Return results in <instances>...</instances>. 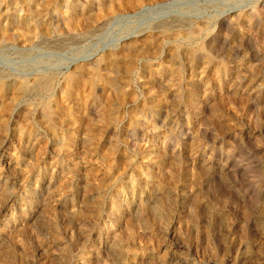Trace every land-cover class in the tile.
I'll return each mask as SVG.
<instances>
[{"label": "rangeland", "instance_id": "obj_1", "mask_svg": "<svg viewBox=\"0 0 264 264\" xmlns=\"http://www.w3.org/2000/svg\"><path fill=\"white\" fill-rule=\"evenodd\" d=\"M105 3L0 0V75L31 84L0 105V264H264V0ZM171 21L127 77L104 68ZM70 64L111 81L60 117Z\"/></svg>", "mask_w": 264, "mask_h": 264}, {"label": "bare ground", "instance_id": "obj_2", "mask_svg": "<svg viewBox=\"0 0 264 264\" xmlns=\"http://www.w3.org/2000/svg\"><path fill=\"white\" fill-rule=\"evenodd\" d=\"M209 1V0H208ZM144 2H147V0H106L105 6H104V10L100 11L98 16H102L101 14H115L116 12H118V10L125 6L126 4L130 5L131 7H138L140 5H142ZM197 2V1H196ZM218 3V2H217ZM186 5V4H185ZM213 6V5H212ZM222 6V5H221ZM264 6V5H263ZM75 8H72L70 11L69 9L66 10L65 12V26L71 29H76L79 27H82L86 24V21L88 20V17L86 15V13L83 12H79V11H75ZM161 9V8H160ZM197 17V16H196ZM168 21V20H167ZM172 21H175L172 20ZM167 22L164 24H160V26H162L161 28H157V29H151L152 31H148L149 33L144 37V39H141L143 42H141V48L137 46L138 42H131L132 44V48L125 46L123 47V49L119 52H116L114 50H111L107 53H105L102 56V61L104 62L105 67L107 68L109 71L113 72V67H115L119 72V77L122 76L123 78L126 76H128V74L133 70V68L135 67L136 64V57L140 56V55H153L155 53H157L159 51V46L158 45H154L153 43V39L155 38L153 33L155 31H159L158 33L167 35V34H172L173 36H179L180 34L185 32V28H175L176 25H179L178 23H174V22ZM181 21V20H180ZM199 23V22H198ZM202 23V22H201ZM170 24V26H166ZM204 24V23H203ZM202 24V25H203ZM33 29H29L26 26V23L22 22L19 24L18 29H16L13 33H11L10 31H5L3 30L2 35H1V41H9L12 40L14 38V36L20 35V36H28L29 32L31 31L33 34H38V30L39 28L37 26H32ZM178 27V26H177ZM185 27V26H184ZM201 29V28H200ZM40 31V30H39ZM146 32V31H145ZM31 34V33H30ZM186 34V33H185ZM171 37V36H170ZM168 38V37H167ZM139 39V40H140ZM169 39V38H168ZM166 41V40H165ZM134 48V49H133ZM152 48V49H151ZM12 49V48H11ZM140 51H139V50ZM170 50H172V48L168 49L169 53ZM190 53V52H189ZM194 56V55H193ZM192 57V56H191ZM172 58V57H171ZM160 59V58H159ZM192 59V58H191ZM75 61V60H74ZM170 64V62H169ZM77 65V64H75ZM176 65V64H175ZM173 66V65H171ZM73 66L70 64L67 66V68L65 69V71L61 70V73H64V78L63 81L61 82L62 85L60 87V93L59 95L56 97V99H54L55 102V107L56 108V112L61 116L64 111V105H63V101L61 99H67L69 100V98L71 100L76 99L78 100V104L81 100V96H83V90L87 91L88 89L91 91V87L93 85V81L89 80V75L90 73H96V78L99 80H102L103 77H101L102 71L101 68L97 65V66H91V65H77L75 66L73 69H71ZM182 67V66H181ZM183 68V67H182ZM225 68L227 69V67L225 65H216L215 66V72L218 74L219 72L223 70H225ZM173 69V68H172ZM181 68L179 66V68H174V71H179ZM48 70V69H47ZM21 73V72H20ZM177 73V72H176ZM181 73V71H180ZM42 74V73H41ZM89 74V75H88ZM113 74V73H112ZM117 74V73H116ZM27 75V74H25ZM57 76V75H56ZM108 76V75H107ZM54 77V76H53ZM95 77V76H93ZM28 78V79H27ZM25 79H23L19 85H17L16 91L15 89L13 90L12 84H10L11 79L5 78L2 75H0V100L2 99V102H0V105L4 102H7V100L10 99V101H13L16 97L15 95H17L19 92H24V90H26L27 88H29V86L31 85L29 83V77H27ZM91 78V77H90ZM115 79V78H114ZM124 80V79H123ZM16 81V80H15ZM46 81V80H45ZM102 81H105L107 85L110 84L111 80H106L103 79ZM114 82V81H113ZM104 83V82H102ZM105 84V85H106ZM119 84V83H118ZM38 85V84H37ZM104 85V86H105ZM41 86V85H40ZM119 93V91H118ZM20 94V93H19ZM125 94V93H124ZM129 94V93H128ZM12 95V96H11ZM126 97V96H125ZM55 98V97H54ZM129 98V97H128ZM17 99V98H16ZM124 100H127L126 98H123ZM159 100V99H158ZM52 103V102H51ZM75 105V104H74ZM73 105V106H74ZM50 107V106H49ZM52 107V106H51ZM66 107V106H65ZM76 107V106H75ZM1 108V106H0ZM70 110V108H68ZM68 109L66 110V112L68 111ZM53 110V107H52ZM54 110V111H55ZM81 110V109H80ZM74 111V110H73ZM2 112V109H0V113ZM55 112V113H56ZM75 112V111H74ZM79 113V111H78ZM105 113V112H103ZM69 115V113H66ZM76 114V112H75ZM112 114V113H111ZM67 115L63 116L66 117ZM74 116V115H73ZM80 116L79 115H76ZM104 116V115H103ZM107 116V115H105ZM62 117V118H63ZM102 117V116H100ZM110 117V116H109ZM81 118V117H80ZM103 118V117H102ZM101 118V119H102ZM106 119V118H104ZM108 119V118H107ZM116 119V116H115ZM78 120V119H76ZM80 120V119H79ZM110 120V119H109ZM73 121V120H72ZM111 121V120H110ZM27 127V126H26ZM21 131H23L24 133L27 131L26 134L29 135V133L31 131H29V129L25 128V126L22 127ZM96 132V131H95ZM98 134V133H97ZM69 143L70 140L73 139V135L69 136ZM68 143V144H69ZM66 145V144H65ZM73 146V145H72ZM67 148V147H66ZM69 151V149H67ZM73 150V149H72ZM75 150V149H74ZM71 153V151H70ZM73 153V151H72ZM74 154V153H73ZM72 154V155H73ZM153 204V203H152Z\"/></svg>", "mask_w": 264, "mask_h": 264}]
</instances>
